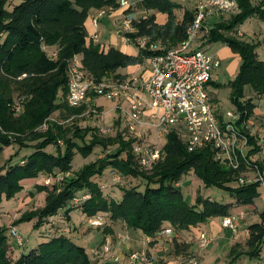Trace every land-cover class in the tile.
Returning <instances> with one entry per match:
<instances>
[{"label": "trees", "instance_id": "obj_1", "mask_svg": "<svg viewBox=\"0 0 264 264\" xmlns=\"http://www.w3.org/2000/svg\"><path fill=\"white\" fill-rule=\"evenodd\" d=\"M235 1L238 13L203 33L207 43H224L240 57L238 74L228 87L231 102L240 113L237 124L254 147L248 153L252 158L259 152V146L245 123L252 118L256 105L252 98L245 99V89L249 87V92L264 95V61L259 58L256 44L240 40L233 32L252 17L264 21V0L257 4L252 0ZM5 2L0 0V155L14 145L34 152L20 162L14 161L19 155L16 152L0 166V218L4 199L9 201L21 193L24 180L37 179L41 174L56 177L59 173L64 175L63 180L56 181L52 188L35 186L38 193H46L45 205L23 212L12 222L14 227L36 220L34 228L40 229L60 210L70 206L82 190H87L91 197L82 205L67 209V220L71 211L81 209L88 218L104 214L112 223L121 222L126 229L140 230L148 237L156 236L165 223L176 231H186L213 217L229 216L234 205L254 204L260 196V183L232 186L242 176L244 167L239 171L223 168L211 148L190 151L183 134L175 130L166 133L160 158L144 170L133 151L134 138L126 139L120 131L115 136H105L96 127L82 128L75 123L67 125L50 119L58 111L66 114L65 119L77 118L88 108L86 104L70 107L67 103L68 63L75 56L81 57L83 70L98 82L110 77L124 80L127 75L117 74L118 70L142 65L184 41L195 19V10L185 9L178 21L176 10L181 5L173 0H141L147 11L166 14L168 20L159 24L152 14L132 21L133 31L125 36L139 47V53L133 56L116 47L105 49L89 38L86 29L91 10L116 9L120 6L116 0H24L10 11L5 9ZM140 39L146 40L144 48ZM153 45L161 48L152 50ZM54 46H57L56 58H51L45 48ZM215 86L222 88L220 84ZM18 103L21 113L16 110ZM120 122L118 117L114 125L118 127ZM44 124L46 130L40 131ZM50 146L56 148V153L47 151ZM112 146L116 147L113 153L86 163L72 174L76 154L86 159L96 148L107 150ZM108 169L123 177L141 179L145 184L123 189L118 200L109 199L94 180ZM190 172L205 187L229 192L235 203L225 205L202 196L195 205L188 203L178 184ZM247 230L249 238L245 244L236 243L230 248L228 264L241 257L262 258L264 211L260 213V221ZM10 237L9 227L0 223V264H92L86 248L63 234L23 251L17 259L12 253Z\"/></svg>", "mask_w": 264, "mask_h": 264}, {"label": "built area", "instance_id": "obj_2", "mask_svg": "<svg viewBox=\"0 0 264 264\" xmlns=\"http://www.w3.org/2000/svg\"><path fill=\"white\" fill-rule=\"evenodd\" d=\"M118 3L120 7L130 6L128 0H118ZM109 9L112 8L97 11L96 16L92 18L95 28ZM236 10L238 4L235 0L197 1L195 19L187 30L186 39L164 54L147 59L150 71L147 78L133 74L120 81L105 79L98 82L83 70L80 56H75L68 63V105L80 107L86 104L87 110L79 117H99L98 106L91 103L94 98L102 97L115 102L114 109L124 122L126 134L136 140L133 145L134 154L145 169L151 168L160 158L162 149L157 144L146 142L141 128H152L159 137L166 135L169 130H175L178 134H183L190 151L211 148L223 168L239 171L244 167L245 170L239 179L240 185L260 183V187L264 189V171L260 170L258 160L253 159L257 155L264 161L262 136L260 141L258 135L249 130L259 146V152L250 158L248 153L254 147L237 124L240 119L239 111L234 109L220 113L208 91L209 83L217 78L221 67L220 59L210 54L207 46L193 48V43L203 31H209L206 27L209 18L219 14H231ZM132 21V18L124 19L126 33L133 31ZM93 39L97 43L96 33ZM141 47L144 48L145 43L141 44ZM159 48V45L151 46L152 50ZM16 110L21 113L19 103ZM248 122L245 123L247 128ZM99 130L101 134L109 132V129L102 127H99ZM63 177L64 175L58 181L63 180ZM90 197L88 192L83 195L77 193L71 201V206H80ZM90 223L95 226L102 225L97 219H90ZM222 227L237 234L239 219L234 216L222 217ZM198 231V246L203 250L213 243L214 238L204 230ZM10 233L18 246L23 245V238L18 229L13 227ZM173 234L172 229L164 228L156 237L171 238ZM99 253L107 262L164 264L146 250L132 252L125 260L110 255L108 246H104ZM190 264L196 262L191 260Z\"/></svg>", "mask_w": 264, "mask_h": 264}, {"label": "rangeland", "instance_id": "obj_3", "mask_svg": "<svg viewBox=\"0 0 264 264\" xmlns=\"http://www.w3.org/2000/svg\"><path fill=\"white\" fill-rule=\"evenodd\" d=\"M24 0H6L5 2V9L6 10H12L16 5L22 3ZM174 2L178 3L181 5V8L176 10V15L178 17V19L182 18L183 12L185 9H189V10H195L196 6H197V1L199 0H173ZM254 1H260V0H254ZM238 13V10H236L235 12L231 13V14H219L218 17H216L215 19H213L212 23L208 24L206 22V27L210 30L214 24L219 23V22H223L225 20H228L232 15H235ZM144 15H146L145 13H140L138 20L141 19L142 17H144ZM241 31L247 33L249 36L254 37V35L261 33V37L260 40L263 41L264 37H262V35L264 36V23L261 22V20H259L258 17H252L250 19H248L247 21H245L242 25H241ZM206 34L202 33L200 36H202L199 40V42H202L206 39ZM233 35L235 36H239L238 35V31H234ZM130 42V41H128ZM140 45L145 43L146 40L145 39H140L139 40ZM139 44V43H138ZM220 42H215L211 48H208L207 51L210 54H214L215 52H218L220 47H221ZM197 45L196 42L193 43V48H195V46ZM137 44H132V47L136 48ZM47 54L49 57L51 58H56V53H57V46L54 47H49V48H45ZM232 51V50H231ZM262 56H264V54H262ZM232 60V58H230ZM230 59H225L221 68L218 70L217 73V79H218V84H220L222 86V88H217L214 84H209L208 85V90L210 91L212 98L215 100L218 98V101L216 100V103H221L220 105H216V108H218L220 113H223L225 111L228 110H234L235 109V105L231 102L230 99V88L228 87L229 83L234 81L236 76H237V72L239 71V64L238 67L236 66L234 70H231L228 67V60ZM235 59V58H233ZM146 67L148 68L149 66ZM235 71V72H234ZM111 80H114L113 77H110ZM249 88V87H248ZM250 89V88H249ZM247 96H253V98H257V95H254L252 92H248ZM100 103L102 106H98L99 109V117H94L92 115H86L85 117H77V118H68L65 119V113L62 111H58L56 113H54L52 115V117L50 118L52 121H57L63 124H67V125H71V124H78L80 125L82 128L85 127H102L104 129H109V132L107 134H101V135H105V136H115L116 133L118 131H120L125 138H128V135L125 133V126H124V122L121 120V118H119V122L120 124L118 125V127H116V125H114L115 120L118 119L119 114L117 113V111L113 108V101H109L105 98H100L99 99ZM254 101H256V104H260V107H264V100L262 102L257 101V99H255ZM215 102V101H214ZM258 120V123H256L259 126V130H256V134L258 135V140L261 141V137L264 141V112L261 113L258 118L256 119ZM255 122V121H254ZM252 125L251 128H253ZM47 125L44 124L43 126L40 127V131H44L46 130ZM142 130V135L145 139L146 142L148 143H154L157 144V146L159 148H163L164 144L166 143V135H163L161 137L156 135V131L152 128H148L145 130L144 127L141 128ZM250 130V129H249ZM251 133L254 132V130H250ZM116 149L115 146L109 147L107 150H104L102 148H96L93 152V154L91 156H89L88 158L84 159L80 154H76L74 160H73V171L72 174H74L76 171H78L83 165H85L86 163L89 162H93L101 157H104L107 154L113 153L114 150ZM47 151L49 153H56V148L53 146H50L47 148ZM16 152L19 153V155L17 156V158L14 160L16 162H20L24 156H27L31 153L34 152L33 149H19V147L17 145H14L12 147H8L5 148L3 153L0 155V166H3L4 163L11 158V155H14ZM140 166V165H139ZM142 169H144L143 167H141ZM145 170V169H144ZM63 176V174H57L56 177L55 176H48L47 174H41L39 176V178L37 179H31L30 182L29 179L24 180L23 183L25 184V189L19 193L18 195H16V197H14L11 200H5L3 201L2 204V215L0 218V223L6 227H9V231L11 230V228H13L14 226L12 225V222L16 219H18L21 214L25 211L28 210H35L38 208H41L45 205V199H46V193L42 192V193H38L36 191L35 186L36 185H47L49 188H52V185L60 180V178ZM245 176V175H244ZM241 177V175H240ZM95 181H98V183L100 184L103 194L111 199H119L122 195V190L128 187H133V186H141L143 184H145L144 181H142L141 179H135L132 177H123L121 176L119 173H117L116 171L112 170V169H108L105 174L102 177H94ZM233 187H238L240 186L239 184V180L237 183H234L232 185ZM179 187L181 188L182 192L184 193L185 199L188 203L195 205L197 202V199L199 196H202L205 199H211L213 201H216L218 203L221 204H233V202L235 203L234 198L230 195L229 192H227L224 189H220L217 187H212V188H207L203 185V183L201 182V180L193 173H188V174H184L180 180V185ZM87 190H82L78 192V195H83L85 193H87ZM262 193H264V190H261ZM81 197V196H80ZM256 204L259 208V212L256 214H253L254 216L256 215V221H252L253 223H257L260 221V213L262 211H264V201L263 199H260V196L258 198L255 199ZM255 205L254 204H250V205H239V206H233L230 208V212H232V215L229 216H234L237 217L239 219V227L237 229L238 232H241L245 226H247L248 224V219H247V215H248V210H253L255 209ZM100 216V217H99ZM99 216L95 217L97 220H100L101 224L100 226H95L93 224L90 223V220L87 221V223H85L84 221L82 222V225H85L87 227V225H90L89 229L86 228V236L83 237H89V239L91 240V242L93 243V251H90V257L92 259V264H101L102 262H105L106 260L104 259V257H100V253L103 250L104 246H108L110 248V255L113 256H119L122 260H125L130 253L135 252V251H129L128 253H125L124 250H122L121 248H119V245H117V242H115L113 239H107V237L105 238L103 235H110V233H106L107 228H111V224L112 222L109 220L108 216L104 215V214H99ZM251 216V213L249 214V217ZM64 217V216H63ZM62 217V218H63ZM65 218V217H64ZM213 218H219V217H213ZM52 219V217L50 218ZM48 220V222L42 226L40 229H35V223L36 220L31 221V222H25L22 224H19L18 226H16L15 228L19 230L21 236H22V240H23V245L18 246L15 242V238L14 237H10L9 241L12 243L13 246V251L12 252L14 254V257L17 259V257L23 252V251H29L31 247H33V245H37L36 242H41V239L43 237V235L46 234H50L52 235V220ZM64 220H67L66 218ZM63 224V223H61ZM119 225L123 226L124 225L121 222H118ZM113 225V224H112ZM251 225V224H250ZM249 225V226H250ZM94 227H98V228H94ZM62 229V228H60ZM101 230L103 232H101ZM231 230V229H229ZM232 231V230H231ZM192 235L190 236V243L193 246V248H189L187 246V248H182V246L180 244L176 245V247L173 248L172 244L169 247L173 248L171 254L172 255H176V254H182V257H180V260L178 261V263H183V264H190L191 260H193L194 262H196V264H201V260L203 258V254H201L202 252H204L205 250L208 251H212L211 253H213V246L210 247L213 243L208 246L207 248L201 250L198 246V232L199 231H191ZM103 233V234H102ZM225 234V233H224ZM35 238V239H34ZM32 240L34 241V243L32 242ZM243 245V244H242ZM142 251V250H141ZM139 252V251H138ZM148 252V251H147ZM99 253V254H97ZM150 255H152L150 252H148ZM264 253V252H263ZM263 253L261 256H263ZM12 255V254H11ZM217 256L220 258L219 262H215L214 260L212 261V257H206L205 261L202 264H228V256L226 257V254L224 253V250H218L217 251ZM13 257V255H12ZM156 259L160 260L162 263L167 264V262L165 261L164 258L161 257H157L154 256ZM261 259L257 260V259H250L248 257H241L239 260H237L236 262H234L233 264H258L259 261H261ZM120 263V262H118Z\"/></svg>", "mask_w": 264, "mask_h": 264}, {"label": "crops", "instance_id": "obj_4", "mask_svg": "<svg viewBox=\"0 0 264 264\" xmlns=\"http://www.w3.org/2000/svg\"><path fill=\"white\" fill-rule=\"evenodd\" d=\"M116 1L118 2V0ZM252 1L254 4H257L259 2V1H254V0ZM128 2L130 4L128 8L119 6L116 9L114 8L109 9L107 11V14L99 20L98 27L96 28L92 24V18L96 16L97 10H91L85 25H86L89 38L95 42V40L93 39V35L96 33L97 43L101 44L105 49H109L110 47H116L126 54L136 56L139 53V47L138 46H136V48L132 47V44H136V43L132 41L128 42V38L125 36L126 31L124 30V25H123L124 19L132 18L133 20H138L139 17L137 16H139L140 13L146 14L142 18H146L152 14H155L156 21L159 24H165L168 20V17L166 14H163V13H158L156 11H147L143 7L141 0H128ZM216 17H218V15L212 16L211 18L208 19L207 23L208 24L212 23L213 19H215ZM179 20L180 19H178V21ZM261 22L264 23V21L262 20ZM236 31H238V35H239L238 37L236 36L237 38L257 45L256 51L259 55V58L264 61V56H262V54H264V40L263 41L260 40L262 32L257 35L255 34L254 37H251L247 33L241 31V26H239L236 29ZM120 32H122V34H119ZM201 37L202 36H200L199 39L196 41L197 45L195 46V48L206 47V46L207 48H211L214 43H207L206 39L202 42H199ZM262 37L264 36L262 35ZM213 55L220 59L221 66L225 59L232 58V60L231 59L228 60L229 62L228 67L231 70H234L236 66L238 67V64L240 65V57L237 54L233 53L231 49L229 48V46H227L224 43L221 44L219 51L215 52ZM146 64L147 66H149L148 60H145L144 64L142 65L129 66L127 68L120 69L118 70L117 74H122V75H127V76L134 74V75H139L143 78H147L150 74V71H149V67L148 68L146 67ZM217 78L209 84H214V85L218 84ZM248 92H249L248 88L246 87L245 99L252 98L253 103L256 105L254 114L248 122V128L250 130L253 129L254 133H256L257 132L256 130H259L258 129L259 126L256 124L258 123V120L256 119L261 113L264 112V107L262 106L260 107V104H256L257 102L254 100L257 99V101L262 102L264 100V95L263 96L257 95V98L255 97L253 98V96H247ZM252 93L256 95L254 92ZM209 94L211 96L212 93H210L209 91ZM99 99L100 98H94L91 101V103H94L97 106H102ZM211 99H212V102L216 104L217 106L221 104V103H216V100L218 101V98L214 100L211 96ZM115 106H116V103L113 102V108H115ZM255 124L256 126H253V128H251V126ZM146 129L147 128H145V130ZM253 159L258 160V164H260L263 167V171H264V161L262 160V157H259L256 155L253 157ZM30 181L31 180H29L28 182ZM23 184L25 187L26 183H23ZM179 185L180 183L178 184V186ZM261 190L262 188L260 187L259 188L260 199H263L264 201V193H262ZM254 205L256 206L255 209L248 210L247 226H245L241 232L237 231V234H235L233 231L229 229L223 228L222 227V217H219V218H211L206 223L199 224L196 227H192L190 228V230H186V231H176L171 227L169 223H165L164 225L165 228L167 229L170 228L174 231V234L171 238L165 237L163 239H157L156 236L148 237L144 235L140 230L126 229L125 227L123 228V226L119 225L118 222L112 223L113 225L112 224L110 225L111 226L110 230H107L108 234L110 233L109 236L108 235L106 236L103 235V236L105 238L107 237V239L111 238L115 242H117V245H119V248L124 250L125 253H128L129 251L146 250L150 252L153 256L164 258L167 264H179L178 261L180 260V257H182V254L172 255L171 254L172 249L176 247V245L178 244H180L182 248H187V246L190 249L193 248V246L190 243V238H191L190 236L192 235L191 231L196 232L198 230H204L208 232L214 238V243L210 246V247L213 246L214 250H213V253H211L212 251H208V250H205L204 252L201 253L203 254L201 264L205 261L206 257H209V256L212 257V261L214 260L215 262H219L220 258L217 256L218 250H224V253L226 254V257H227L229 254L230 248L234 244L240 243L244 245L247 239L249 238V232L247 228L250 224H252V221L254 220L256 221L255 219L256 215L254 216L253 214H256L259 212V208L256 204V201L254 202ZM70 207L71 205L60 210L58 215L50 219L52 220V226H53L52 235L50 234L43 235L41 242L63 234L73 239L79 245L85 247L88 254L90 255V251H93L92 249L94 247L93 243L91 242L89 237H83V236H86L87 234L86 228L89 229L91 226L87 225L86 227L85 225H82L83 224L82 222L84 221L85 223H87V221H89L90 219H96V218L95 217L88 218L85 214L82 213L81 209H75L71 211L69 214L70 220H64L66 218L65 212ZM250 213H251V216L249 217ZM232 214L233 213L230 212V215ZM94 228H98V227H94ZM101 232L103 231L101 230ZM32 242L34 243L33 240ZM41 242H38V243L36 242V244H40ZM171 244L173 248L169 249ZM33 246H36V245H33ZM258 264H264V253L262 256V260L259 261Z\"/></svg>", "mask_w": 264, "mask_h": 264}, {"label": "water", "instance_id": "obj_5", "mask_svg": "<svg viewBox=\"0 0 264 264\" xmlns=\"http://www.w3.org/2000/svg\"><path fill=\"white\" fill-rule=\"evenodd\" d=\"M119 34H122V32H120Z\"/></svg>", "mask_w": 264, "mask_h": 264}]
</instances>
